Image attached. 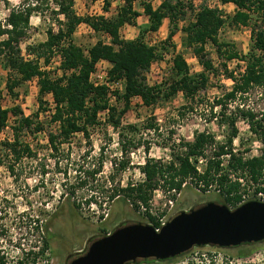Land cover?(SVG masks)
<instances>
[{"label":"rangeland","instance_id":"1","mask_svg":"<svg viewBox=\"0 0 264 264\" xmlns=\"http://www.w3.org/2000/svg\"><path fill=\"white\" fill-rule=\"evenodd\" d=\"M28 1L35 2L0 0V22L4 23L12 8ZM107 1L110 3L107 12L103 10L105 0H73V9L80 17H112L124 5V0ZM145 1L151 2L153 7L161 2ZM192 2L195 9L201 4L200 0ZM141 3L140 0L133 2V8L142 16ZM207 5L218 6L224 17H231L235 11L233 5L222 7L212 1H208ZM52 11L54 6L48 2V5L41 6L39 12L31 16L28 36L18 42L23 55H26L28 46L46 40L45 32L48 28H57L60 17L55 16ZM180 17L175 26V35L171 39L174 48L168 46L166 51H161L162 59L154 62L146 74L150 86L170 81L174 54L182 55L191 76L203 72L192 51L182 43L184 34L181 28L193 19L192 13L184 8ZM145 19L138 17L137 26L127 25L121 28V38L132 40L138 37L139 27L145 25ZM170 29L168 20H164L160 29L144 35V40L159 49L167 39ZM73 40L82 49L91 47L97 41L109 43L104 34H96L84 24L77 27ZM217 42L231 44L235 51L244 55L251 45L250 29L235 28L227 22L219 30ZM205 51L213 67L211 71L205 72V89L198 91L192 102L188 103L182 93L169 99L158 98L149 107L144 106L139 98H134L118 127L106 123L107 115L101 114L98 118L99 125L88 129V137L75 134L57 152L52 151L47 142V134L57 133V126L49 120L53 107L52 97L46 95L43 98L44 105L39 107L36 79L17 89L16 98L9 96L5 89L6 72L0 64L2 106L9 110L18 107L23 116L32 118L35 124L36 121L43 124V130L38 133L32 130L33 126L31 130L24 128L15 131L13 128L18 126L16 118L10 114L7 127L0 134V143L6 139L11 142L14 135H17L21 145L29 146L33 155H23L20 159H15L11 151L4 146L0 147V257L4 264H18L22 259L23 264H68L83 254L93 240L110 234L118 226L137 223L152 225L145 216L146 211L156 221H169L181 211L198 208L208 202L223 204L232 209L224 203L214 188L202 193L192 186L175 194L164 193L163 188L158 189L148 207H140L138 211L122 197L117 200L108 199L114 189L144 179L139 168L147 158L168 161L169 149L165 145L180 140L192 142L195 134L205 131L214 134L217 141L224 140L226 131L206 119L209 117L213 99L220 96L223 89H230L233 84L227 78L226 72L233 71L237 76L243 63L238 60H225L211 42L205 45ZM59 59L58 55H54L46 67V71L54 78L57 77L56 64ZM109 96L111 104L121 109L122 104H116L115 96ZM245 105L258 117L264 116V86L248 92ZM36 113L37 118L34 117ZM151 125L153 128H149ZM238 129L243 141L240 145L236 139L234 147L244 152L245 157L258 155L260 144L249 141L247 125L239 122ZM122 145L129 147L127 153H121ZM145 145H149L148 153L144 151ZM120 163L126 165L121 172L117 170ZM202 166L203 163H200V170ZM9 168H12V173ZM73 190L75 194L71 195ZM246 192L249 201L255 200L254 187H246ZM91 196L97 204L88 206L87 201ZM44 238L48 241L49 249L42 254L37 253L42 248ZM27 252L32 253L26 255ZM136 264L142 263L138 261ZM171 264H264V241L235 248H193L186 253L185 258H177Z\"/></svg>","mask_w":264,"mask_h":264},{"label":"trees","instance_id":"2","mask_svg":"<svg viewBox=\"0 0 264 264\" xmlns=\"http://www.w3.org/2000/svg\"><path fill=\"white\" fill-rule=\"evenodd\" d=\"M135 1L137 0H124V5L112 17H80L73 9V0H35L12 8L4 23L0 22V64L6 72V92L16 98L17 89L36 79L39 107L44 105L43 98L46 95L52 97L53 107L49 120L57 126V133L47 134V142L51 150L57 152L75 134L88 137V129L99 125L98 114L102 111H107L106 123L118 127L134 98H139L144 106L149 107L158 98L169 99L182 93L188 103L192 102L195 94L205 89V72L211 71L213 67L205 51V45L211 42L225 60H238L243 63L237 76L233 71L226 72L227 78L233 84L230 89H223L221 95L213 99L209 117L206 119L226 131L224 140L217 141L214 134L205 131L195 134L192 142L180 140L165 145L169 149L168 161L147 158L139 168L144 179L114 189L108 199L117 200L122 197L138 211L140 207H148L158 189L163 188L164 193L175 194L192 186L202 193L214 188L224 203L235 209L241 205L242 197L247 193L246 187H254L255 193L264 192V116L258 117L245 105L248 92L264 86V0H200L201 4L197 9L194 8L193 0H161L157 7H153L149 1L140 0L142 13L148 18V23L139 27L138 37L123 40L120 36L121 28L127 25L137 26L136 19L140 13L133 8ZM208 1L216 2L220 6L232 4L235 11L231 17H224L222 10L218 6L210 7L207 5ZM48 2L54 6L53 14L60 17L58 26L56 29L48 28L45 32L46 40L28 46L26 55H23L18 42L27 38L31 16L39 12L41 6L48 5ZM109 6L110 3L105 0L103 10L107 12ZM184 8L191 11L193 19L181 28L184 34L182 43L192 51L203 72L191 76L182 55L174 54L170 81L150 86L146 74L154 62L162 59V52L168 46L174 48L171 39L175 35V26ZM164 20H168L171 29L167 39L157 49L144 40V35L157 32ZM227 22L235 28L249 27L251 45L246 54L241 55L231 44L217 42L218 32ZM81 24L95 33L107 35L109 43L97 41L87 49L76 45L73 35ZM54 55L59 56V69L63 71L60 77L55 78L44 69ZM99 61H106L111 65L108 83L122 81L121 90L112 91L106 85L94 86L90 82V75ZM109 94L115 96L116 104H122L121 109L111 104ZM1 96L0 92V134L7 127L10 114L16 118L18 126L13 128L15 131L24 128L31 130V126L37 133L43 130L42 123L36 121L35 124L32 118L23 116L18 107L10 110L4 108ZM37 116L38 113L34 117ZM239 122L247 125L249 141L260 144L258 155L245 157L244 152L234 147L236 139L240 145L243 141L239 136ZM149 128H153L152 125ZM127 145L130 146V143ZM1 146L11 151L15 159L32 154L29 146L21 145L17 135H14L11 142L3 140ZM128 148L122 145L121 153H127ZM133 148L137 149L136 146ZM144 151L148 153L149 145H145ZM199 161L203 163L201 170ZM118 166L117 170L120 172L126 168L125 163ZM9 172H13L12 168H9ZM70 194L74 195L75 190ZM91 198L92 196L87 201L88 206L97 204ZM145 216L151 226L156 228V218L148 211ZM48 249V241L44 238L42 248L37 253L42 254ZM31 253L27 252L26 255ZM185 256L186 253L178 258L183 259ZM2 259L0 257V264H4ZM22 260L18 264H23ZM174 260L177 258L164 262H140L171 264Z\"/></svg>","mask_w":264,"mask_h":264},{"label":"water","instance_id":"3","mask_svg":"<svg viewBox=\"0 0 264 264\" xmlns=\"http://www.w3.org/2000/svg\"><path fill=\"white\" fill-rule=\"evenodd\" d=\"M264 241V202L247 201L235 209L208 202L181 211L156 232L151 225L118 226L93 240L68 264H136L164 262L193 248H235Z\"/></svg>","mask_w":264,"mask_h":264},{"label":"built area","instance_id":"4","mask_svg":"<svg viewBox=\"0 0 264 264\" xmlns=\"http://www.w3.org/2000/svg\"><path fill=\"white\" fill-rule=\"evenodd\" d=\"M108 63V62H107ZM106 62H101L99 61L94 68V72L90 75V82L94 85V86H102V85H106L110 90H121L122 86H123V82L122 81H118V82H114V83H108V72L110 70L109 64H107ZM57 65V77H60L63 74V71L59 69L60 66V59L59 62L56 64ZM44 69L47 70V68L45 67ZM114 96H112V99ZM87 105H89V103L87 102ZM107 115V111H102L98 114V118L100 115ZM199 163H202V161H199ZM144 177V176H143ZM247 195H243L242 197V201L241 204L249 201V199L246 198ZM255 201H260V202H264V192H257L255 194ZM166 220H162L159 219L157 221L158 225L156 226L155 231L159 232V230L161 229V227H163L166 224Z\"/></svg>","mask_w":264,"mask_h":264},{"label":"crops","instance_id":"5","mask_svg":"<svg viewBox=\"0 0 264 264\" xmlns=\"http://www.w3.org/2000/svg\"><path fill=\"white\" fill-rule=\"evenodd\" d=\"M232 4H226V5H223L222 7H226V6H231ZM234 6V5H233ZM139 17H145L146 19H145V21H144V24L146 25L147 23H148V18L145 16V15H143V13H142V16H141V14H140V16ZM164 22V21H163ZM125 27V26H124ZM123 27V28H124ZM88 28V30H90V31H92L89 27H87ZM121 31V30H120ZM93 32V31H92ZM96 34H99V33H96ZM105 35V34H104ZM106 37H107V39L110 41V39H109V37L107 36V35H105ZM73 37H74V35H73ZM73 42H74V40H73ZM75 43V42H74ZM95 44V43H94ZM93 44V45H94ZM106 44H108V43H106ZM101 62H106V61H101ZM107 63V62H106ZM107 64H109V63H107ZM109 67H110V64H109Z\"/></svg>","mask_w":264,"mask_h":264},{"label":"clouds","instance_id":"6","mask_svg":"<svg viewBox=\"0 0 264 264\" xmlns=\"http://www.w3.org/2000/svg\"><path fill=\"white\" fill-rule=\"evenodd\" d=\"M154 228V227H153Z\"/></svg>","mask_w":264,"mask_h":264},{"label":"flooded vegetation","instance_id":"7","mask_svg":"<svg viewBox=\"0 0 264 264\" xmlns=\"http://www.w3.org/2000/svg\"><path fill=\"white\" fill-rule=\"evenodd\" d=\"M91 242V241H90Z\"/></svg>","mask_w":264,"mask_h":264}]
</instances>
